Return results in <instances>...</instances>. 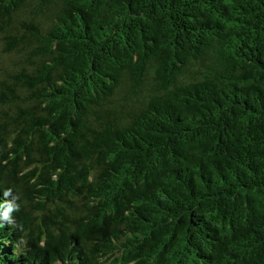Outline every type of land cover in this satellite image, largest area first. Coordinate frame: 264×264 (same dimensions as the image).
I'll use <instances>...</instances> for the list:
<instances>
[{
	"label": "trees",
	"instance_id": "obj_1",
	"mask_svg": "<svg viewBox=\"0 0 264 264\" xmlns=\"http://www.w3.org/2000/svg\"><path fill=\"white\" fill-rule=\"evenodd\" d=\"M0 37V264H264V0H0Z\"/></svg>",
	"mask_w": 264,
	"mask_h": 264
},
{
	"label": "rangeland",
	"instance_id": "obj_2",
	"mask_svg": "<svg viewBox=\"0 0 264 264\" xmlns=\"http://www.w3.org/2000/svg\"><path fill=\"white\" fill-rule=\"evenodd\" d=\"M23 59L20 52L9 50L0 37V80H6L15 90H20V87L16 84L17 77L15 75L20 72V68L23 66ZM22 97H24L23 94L20 97L21 100L14 99V101L23 104ZM4 108H6L5 110L9 114H12L14 111L12 103L9 104V109L6 106Z\"/></svg>",
	"mask_w": 264,
	"mask_h": 264
},
{
	"label": "clouds",
	"instance_id": "obj_3",
	"mask_svg": "<svg viewBox=\"0 0 264 264\" xmlns=\"http://www.w3.org/2000/svg\"><path fill=\"white\" fill-rule=\"evenodd\" d=\"M8 195H10V193L6 192L5 196H8ZM14 210H16V206H13L12 204H9V206L3 212L2 219L5 220V221H8L9 223H11L10 213L12 211H14Z\"/></svg>",
	"mask_w": 264,
	"mask_h": 264
}]
</instances>
